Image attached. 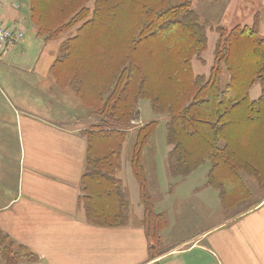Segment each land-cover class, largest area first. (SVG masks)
<instances>
[{
  "label": "rangeland",
  "instance_id": "rangeland-1",
  "mask_svg": "<svg viewBox=\"0 0 264 264\" xmlns=\"http://www.w3.org/2000/svg\"><path fill=\"white\" fill-rule=\"evenodd\" d=\"M11 1V3H7L10 7L21 10L22 17L19 16V23L22 25L16 24L25 30V38L23 43L10 48L8 52H0V116L7 119L8 124L6 127L9 133H14L15 127L14 124L12 125L14 112L11 110V102L14 105L18 103L19 94L24 96L22 91L27 88L21 85L23 82H35L37 84L36 92H38L40 102L39 112L46 115V111H52L53 117L51 119L72 130L79 129L83 131L85 136L101 119L98 113H94L90 107L93 106L92 101L95 99V92L97 93L100 89H103L109 79L112 78L113 80L116 71L122 66L129 69L128 75L133 78V81L138 80L140 74L152 73L154 63L158 61L157 59L165 60L169 58L160 57L168 51H160L164 48L163 43L167 45L168 49L174 46L172 38L167 40L165 36H161L154 40L150 50L139 52L144 44L136 45L135 40L138 37L141 23L147 16V7L140 6L138 0H99L103 13L98 12L96 14H92L95 9L93 0H57L55 2L57 6L69 3L77 8L78 13L80 10H84L88 11L89 15L86 19H83L84 13H81L79 23H73V25L67 21L63 22L62 17H53L54 21L50 23H57L59 26L51 33L43 32L41 29L36 18V11L33 12L31 7L32 0ZM191 6L201 22L206 24L205 30L208 39V49L198 59H193L192 68L196 77L199 76L202 80L207 81L212 75L211 69L215 64L214 51L220 38L217 29L222 28L230 31L236 26L253 27L255 25L258 28L259 20H261L259 18L261 16L258 14L260 0H193ZM73 15L72 13L71 16ZM260 28L264 30V26ZM66 52H70V56L64 59L67 61L55 65ZM168 53L174 60L173 53H170V51ZM237 57L234 58L235 66V61L239 62L236 59ZM30 69H36V74L34 72L32 74L37 75L36 77L32 76L30 78ZM151 79L154 80L152 75ZM228 82L229 76L224 70L220 78V86L225 88ZM260 86L259 84L251 89V100L259 98L261 94ZM15 106L20 108L17 104ZM136 111L140 119L130 125L132 131L130 130L127 134V140L122 147L128 150L126 153L131 156L137 132L150 123H157V130L149 138L144 153L152 154L153 157H149L150 165L158 163L160 158L163 157L162 153L169 148H174L167 137L169 117L156 114L152 109L151 100L146 99L140 101L135 110V115ZM246 116V111H243L236 118L242 119L244 123L248 122V119L244 120ZM262 121L264 122V117ZM263 122L258 125L264 127ZM239 125L230 128L229 134V138L234 137L235 141L231 144L228 152H230V161L236 167L231 169L227 166H220L216 168L217 170L213 169V178L210 177L209 181L208 175L212 169L211 163L206 162L198 169L195 166H189L188 169H193L189 175L184 178H175L170 174L173 168L172 165L176 163L175 156L166 155L164 157L165 161L163 163L166 164L168 177L166 179L172 182L170 188L167 189H170L171 192L176 189L179 180L184 181L191 176L192 180L202 182L208 172L206 185L214 193V199L211 203H208L210 207L207 214H204V212L195 214L191 211L195 207H207L205 204L198 203L194 207L182 201L172 205V208L177 210V214L187 213L183 216L187 228H183V230L200 234V231H204L205 228L219 227L223 222L226 223L228 219L230 221L237 220L264 204V155H262L263 149L258 144L261 131L255 128L249 132V135L242 136L240 135L241 132L239 134L237 130ZM190 145L195 149L192 142H190ZM181 153L190 154L193 152L181 151ZM145 157L144 154L142 164ZM156 158H159V161ZM195 158L197 157L189 155L186 163L194 161ZM145 160L144 163H146ZM182 167L185 168V163L182 164ZM142 172L147 181V191L150 196L149 211L154 213L153 203L158 198L155 192L159 186L155 188L152 180L160 171L150 169L151 186L148 183L149 176L146 169L142 168ZM215 177L226 179L228 182L219 189V180ZM127 178H130L129 182L133 187L132 195L134 196L135 190L138 194V186L134 175L131 177L127 175ZM161 217L160 223L164 224L162 228V231H164L168 223L164 215ZM144 226L146 230L147 227H150L146 224ZM183 227H185L184 223ZM151 230L149 228V231ZM153 242L155 245L158 243L155 240ZM158 247L157 244L154 254L161 253ZM16 252L21 256L23 255L17 246L11 245L10 241L0 234V261L14 264V260L26 259L24 255L17 259L14 258Z\"/></svg>",
  "mask_w": 264,
  "mask_h": 264
},
{
  "label": "trees",
  "instance_id": "trees-1",
  "mask_svg": "<svg viewBox=\"0 0 264 264\" xmlns=\"http://www.w3.org/2000/svg\"><path fill=\"white\" fill-rule=\"evenodd\" d=\"M56 1H31L32 10L36 11V18L43 32L51 33L57 29V23H50L54 21L53 17H62L63 22L67 21L73 25L79 23L81 13H84L83 19L89 15V12L84 10L78 13L77 8L69 3L57 6ZM93 1L95 9L92 14L103 13L99 0ZM192 1L138 0L140 6L147 7V16L141 23L135 40L136 45L144 44L139 52L150 50L156 38L165 36L167 40H174V46L168 49L163 43L164 48L160 51H170L174 60L168 51L164 52L160 57L169 58L157 59L153 72L140 74L136 81L129 77V69L122 66L116 71L114 79H109L105 83L106 86L94 94L93 106L90 107L101 119L84 136L87 142V156L80 199L91 224L122 227L128 222L130 204L118 175L122 169V146L131 130L130 125L140 119L137 111L135 115V110L141 100H151L152 109L156 114L169 117L167 137L174 145L170 155L176 158V163L170 171L172 177L184 178L193 171L188 169L189 166L198 169L206 162L212 164L208 181L210 177L213 178V171L220 166L235 168L236 165L230 161L228 152L235 140L234 137L229 138V134L230 128L237 127L239 123L237 130L242 136L249 135L252 129H260L258 144L264 155V127L258 125L263 122L264 117V39L256 25L236 26L230 31L217 29L220 38L215 50L212 75L207 81L196 77L192 62L207 50L208 39L206 24L202 23L192 10ZM69 16L71 17L68 19ZM148 46L150 47L147 48ZM68 56L70 52H66L55 65L67 61L64 59ZM236 56L239 62L235 61V66ZM224 70L229 76V82L222 88L220 78ZM257 83L261 85L262 95L258 101H253L250 99V90ZM243 111L247 114L244 120L248 119V122L243 123L242 119L236 118ZM157 127V123H150L137 132L131 162L146 210L144 225L150 226H146V231L152 249L161 242L160 232L164 224L160 223V215L149 211L151 202L141 161L148 140L154 135ZM190 142L195 149L191 147ZM189 155L197 158L186 163ZM215 179L219 180V189L228 182L220 177ZM149 228L152 230L149 231ZM154 240L158 242L156 245ZM19 249L26 259L14 260V264L38 260L29 250L23 247ZM23 255L16 252L14 258Z\"/></svg>",
  "mask_w": 264,
  "mask_h": 264
},
{
  "label": "crops",
  "instance_id": "crops-1",
  "mask_svg": "<svg viewBox=\"0 0 264 264\" xmlns=\"http://www.w3.org/2000/svg\"><path fill=\"white\" fill-rule=\"evenodd\" d=\"M11 2L0 3V24L20 22L21 10L10 7L7 3ZM258 14L261 16L258 30L264 39V30L260 28L264 26V0H260ZM33 72L36 74V69L29 70L30 78L37 76ZM21 85L27 88L22 91L24 96L19 94L14 105L11 102L14 133L8 132V121L0 116V234L11 245L23 247L38 258L20 264H264V204L237 220L228 219L219 227L205 228L200 234L183 230L187 228L183 221L187 213L177 214L172 205L182 201L194 207L205 204L207 207L191 211L207 214L214 193L206 185L208 172L202 182L190 176L179 180L173 192L167 189L172 182L166 179L163 162L172 153L170 148L152 165L149 164L152 154L143 153L149 184L150 169L160 171L152 181L155 188L159 186L154 214L164 215L168 223L160 232L161 253L154 254L156 247L151 248L143 223L146 210L135 176L138 194L135 190V197L132 195L127 175L134 174L132 153L130 156L128 150L122 151L118 175L131 204L128 222L122 227L89 223L80 200L87 156L83 131L58 124L51 119L52 111H46L47 116L39 112L37 84L26 81ZM261 95L262 88L255 101ZM0 264L8 263L0 261Z\"/></svg>",
  "mask_w": 264,
  "mask_h": 264
},
{
  "label": "built area",
  "instance_id": "built-area-1",
  "mask_svg": "<svg viewBox=\"0 0 264 264\" xmlns=\"http://www.w3.org/2000/svg\"><path fill=\"white\" fill-rule=\"evenodd\" d=\"M3 0H0V3ZM25 30L15 24H0V52H7L10 48L23 43Z\"/></svg>",
  "mask_w": 264,
  "mask_h": 264
}]
</instances>
